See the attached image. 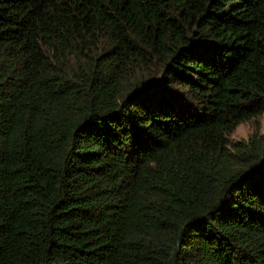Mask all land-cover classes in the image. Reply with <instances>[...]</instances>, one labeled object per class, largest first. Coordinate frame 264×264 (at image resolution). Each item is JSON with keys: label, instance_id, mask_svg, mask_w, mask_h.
<instances>
[{"label": "trees", "instance_id": "1", "mask_svg": "<svg viewBox=\"0 0 264 264\" xmlns=\"http://www.w3.org/2000/svg\"><path fill=\"white\" fill-rule=\"evenodd\" d=\"M264 0H0V264H264Z\"/></svg>", "mask_w": 264, "mask_h": 264}, {"label": "rangeland", "instance_id": "2", "mask_svg": "<svg viewBox=\"0 0 264 264\" xmlns=\"http://www.w3.org/2000/svg\"><path fill=\"white\" fill-rule=\"evenodd\" d=\"M254 125L258 127L259 133L264 135V115L258 118L255 122H247L239 125L234 133L229 137L231 142L246 140L253 132Z\"/></svg>", "mask_w": 264, "mask_h": 264}]
</instances>
